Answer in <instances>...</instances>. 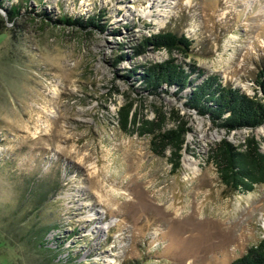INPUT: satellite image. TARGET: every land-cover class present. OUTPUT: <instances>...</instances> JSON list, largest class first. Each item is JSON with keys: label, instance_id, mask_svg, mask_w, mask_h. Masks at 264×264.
Returning a JSON list of instances; mask_svg holds the SVG:
<instances>
[{"label": "rangeland", "instance_id": "rangeland-1", "mask_svg": "<svg viewBox=\"0 0 264 264\" xmlns=\"http://www.w3.org/2000/svg\"><path fill=\"white\" fill-rule=\"evenodd\" d=\"M39 2L4 0L20 4L12 22L0 8V264H67L70 254L77 264H228L264 238V184L233 191L207 160L222 137L238 144L253 134L264 149V123L226 132L184 108L183 95L154 96L124 77L174 56L253 94L264 67V0ZM102 9L103 31L35 13ZM162 29L193 40L188 56L151 46L133 52L144 35ZM127 96L147 117L162 104L189 121L179 167L168 149L151 150L149 135L121 129L116 112ZM47 174L60 187L47 196L54 215L46 219L56 226L44 236L54 250L44 263L28 246V222L12 220L9 205H18L14 185L23 175Z\"/></svg>", "mask_w": 264, "mask_h": 264}, {"label": "trees", "instance_id": "trees-1", "mask_svg": "<svg viewBox=\"0 0 264 264\" xmlns=\"http://www.w3.org/2000/svg\"><path fill=\"white\" fill-rule=\"evenodd\" d=\"M3 2L4 0H0V8L6 12V19L12 22L19 12L20 4L11 3L6 7ZM41 2L42 0L39 3ZM32 11L34 12V9ZM104 12V9L97 10L86 16L61 13L55 18L44 11L35 13L54 24L103 31L107 27L106 22L100 23ZM192 42L193 40L183 32L162 29L144 35L132 48L134 53H141L147 46H151L152 49H165L168 53L177 51L188 56ZM1 51H4V47H1ZM123 56L124 54L117 55L113 59L114 63ZM4 60L5 55L0 56V64ZM139 68L141 70L137 72ZM263 74L264 67L254 78V93L248 94L228 81L223 82L216 73L204 75L202 69L169 56L161 61L135 66L127 70L124 77L133 78L135 82H139L141 91L154 96L161 92L173 94L178 98L183 95L184 108L206 116L213 126L229 132L238 128L253 129L264 123ZM199 77L201 79L197 80ZM171 88L173 91L170 92ZM153 112L152 117H147L136 107L134 100L127 96L125 102L117 109L116 118L122 130L149 135L151 150L155 154L164 155L168 149L170 162L173 168H177L182 151L187 145L186 134L191 131V125L176 107L167 110L162 104H157L153 105ZM207 160L215 166L221 182L233 191H250L255 184H264V149L261 147V141L253 134L245 136L238 144L226 137L214 141L209 147ZM35 178L36 176L23 175L22 181L15 183L18 205H9V214L14 221L28 222V246L44 258V263H48L54 258V250L45 246L44 236L56 223L51 216L46 219L47 214L54 215L52 206L47 205V196L51 191H58L60 185L57 178L48 174L38 177L37 180ZM26 215L30 217L29 220ZM49 219L53 220L48 221ZM75 256L70 254L66 260L67 264H77ZM228 264H264V238L248 246Z\"/></svg>", "mask_w": 264, "mask_h": 264}, {"label": "water", "instance_id": "water-1", "mask_svg": "<svg viewBox=\"0 0 264 264\" xmlns=\"http://www.w3.org/2000/svg\"><path fill=\"white\" fill-rule=\"evenodd\" d=\"M0 11L2 12V10L0 9ZM1 15H3L4 16V18H6V16H5V14L4 13H2ZM45 22V21H44ZM178 110H179V108L178 107H176ZM180 113V112H179ZM183 117H184V115L182 114V113H180ZM189 122V121H188ZM190 124V123H189Z\"/></svg>", "mask_w": 264, "mask_h": 264}, {"label": "bare ground", "instance_id": "bare-ground-1", "mask_svg": "<svg viewBox=\"0 0 264 264\" xmlns=\"http://www.w3.org/2000/svg\"><path fill=\"white\" fill-rule=\"evenodd\" d=\"M160 205H162V204H160ZM164 205H165V204H164ZM159 207H160V206H159ZM168 209H169V208H168ZM168 209L165 208L166 211H171V209H170V210H168ZM172 212H173V211H172ZM262 226H263V228H264V220H263Z\"/></svg>", "mask_w": 264, "mask_h": 264}]
</instances>
